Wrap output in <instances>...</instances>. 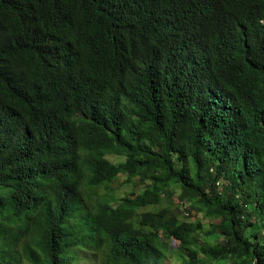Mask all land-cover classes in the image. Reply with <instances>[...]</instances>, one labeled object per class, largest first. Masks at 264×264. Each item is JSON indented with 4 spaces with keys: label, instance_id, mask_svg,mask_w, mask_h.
<instances>
[{
    "label": "trees",
    "instance_id": "trees-1",
    "mask_svg": "<svg viewBox=\"0 0 264 264\" xmlns=\"http://www.w3.org/2000/svg\"><path fill=\"white\" fill-rule=\"evenodd\" d=\"M263 193L264 0H0V264H264Z\"/></svg>",
    "mask_w": 264,
    "mask_h": 264
},
{
    "label": "rangeland",
    "instance_id": "rangeland-1",
    "mask_svg": "<svg viewBox=\"0 0 264 264\" xmlns=\"http://www.w3.org/2000/svg\"><path fill=\"white\" fill-rule=\"evenodd\" d=\"M117 191H122V192L130 193L131 189L127 185L123 189L122 188H118ZM173 203H174L175 206H177V204L179 203L178 196H176L173 199ZM114 205L116 206L117 203H115ZM175 212H177V214L179 215L180 218L185 219V220H187L189 222L199 220V218H200V220L202 221V223L205 224V226L208 228V221L205 220V219H202V216L201 215L198 216V214H196L195 211H193V210H190V215L189 216H186L184 214L182 215L181 214V211L179 210V208H178L177 211L175 210ZM172 245H173L172 247L176 248V247L179 246V243L174 240ZM163 264H182V258L180 256L175 255V254H169L168 253L166 255V259H165V261H164ZM215 264H227V263H215Z\"/></svg>",
    "mask_w": 264,
    "mask_h": 264
},
{
    "label": "bare ground",
    "instance_id": "bare-ground-1",
    "mask_svg": "<svg viewBox=\"0 0 264 264\" xmlns=\"http://www.w3.org/2000/svg\"><path fill=\"white\" fill-rule=\"evenodd\" d=\"M107 3V2H106ZM103 4V3H102ZM100 6V5H99ZM129 12V11H128ZM106 20V19H105ZM115 20V19H114ZM110 29H112V28H110ZM115 29V28H114ZM263 33V32H262ZM166 35V34H165ZM149 37V36H148ZM93 39V38H92ZM168 39V38H167ZM120 43V42H119ZM145 43V42H144ZM148 43V42H147ZM153 44H155V43H153ZM157 44V43H156ZM59 47V46H58ZM166 49V48H165ZM124 54V53H123ZM122 54V55H123ZM37 57V56H36ZM159 68V67H158ZM41 71H42V69H41ZM183 71V70H182ZM117 73H118V71H117ZM121 76H122V74H121ZM109 78V77H108ZM112 78V77H111ZM114 78V77H113ZM134 81V80H133ZM119 82V81H118ZM130 82H131V80H130ZM137 82V81H136ZM143 82V81H142ZM225 82V81H224ZM124 85H126V84H124ZM117 86V85H116ZM119 86V85H118ZM132 87V86H131ZM129 89H130V87H129ZM124 92H125V90H124ZM191 93V92H190ZM102 94V93H101ZM112 94H113V92H112ZM88 95V94H87ZM114 95H115V93H114ZM46 96V95H45ZM111 96V95H110ZM21 97V96H20ZM141 97V96H140ZM124 98V97H123ZM113 99V98H112ZM136 99V98H135ZM134 99V100H135ZM219 100V99H218ZM96 101V100H95ZM121 101H122V99H121ZM131 102V101H130ZM50 103V102H49ZM48 104V103H47ZM51 105V104H50ZM127 105V104H126ZM131 105V104H130ZM164 106V105H163ZM111 107V106H110ZM203 108V107H202ZM132 110V109H131ZM237 110V109H236ZM126 111V110H125ZM124 112V111H123ZM129 112V111H128ZM115 113V112H114ZM227 113V112H226ZM137 114V113H136ZM111 115V114H110ZM128 115V114H127ZM131 116V115H130ZM109 117V116H108ZM113 119V118H112ZM108 120V119H107ZM106 120V121H107ZM111 124V123H110ZM140 124V123H139ZM219 125V124H218ZM128 126V125H127ZM108 129V128H107ZM115 129V128H114ZM133 134V133H132ZM128 138H129V136H128ZM76 141V140H75ZM85 143V142H84ZM98 143V142H97ZM76 148V147H75ZM78 150H79V148H78ZM212 154V153H211ZM80 157V156H79ZM78 157V158H79ZM82 157V156H81ZM80 157V158H81ZM109 159V158H108ZM82 160V159H81ZM77 161V160H76ZM79 162H80V159L78 160ZM77 164V163H76ZM78 166H80V165H78ZM222 171V170H221ZM221 173V172H220ZM210 175V174H209ZM223 175V174H222ZM221 177V176H220ZM225 178V177H224ZM150 179V178H149ZM71 181V180H70ZM130 181V180H129ZM207 185V184H206ZM232 186V185H231ZM139 187V186H138ZM152 187V186H151ZM210 189V188H209ZM225 190V189H224ZM235 190V189H234ZM237 190V189H236ZM151 191V190H150ZM227 191V190H226ZM231 191H233V190H231ZM238 192V191H237ZM148 193H149V191H148ZM229 193H231V192H229ZM75 194V193H74ZM260 194V193H259ZM264 194V193H263ZM147 195V194H146ZM144 197H145V195H144ZM159 197V196H158ZM253 197V196H252ZM258 197V196H257ZM155 198V197H154ZM160 198V197H159ZM153 200H155V199H153ZM158 200V199H157ZM156 200V201H157ZM164 200V199H163ZM234 200V199H233ZM137 201V200H136ZM152 202V201H151ZM145 203V202H144ZM228 203V202H227ZM249 203V202H248ZM226 204V203H225ZM107 213V212H106ZM161 213V212H160ZM243 213V212H242ZM145 214V213H144ZM143 214V215H144ZM150 214V213H149ZM164 214V213H163ZM105 215V214H104ZM240 215V214H239ZM150 216V215H149ZM155 216V215H154ZM147 218V217H146ZM155 218V217H154ZM247 218V217H246ZM124 219V218H123ZM246 220V219H245ZM145 223V222H144ZM151 223H152V221H151ZM150 224V223H149ZM154 224H155V222H154ZM225 224V223H224ZM126 225H128V224H126ZM261 225V224H260ZM112 227V226H111ZM110 227V228H111ZM122 228V227H121ZM123 228H124V226H123ZM126 228V227H125ZM131 228V227H130ZM194 228V227H193ZM129 229V228H128ZM196 229V228H195ZM189 230V229H188ZM225 230V229H224ZM231 230V229H230ZM86 231V230H85ZM110 231V230H109ZM192 231V230H191ZM223 231V230H222ZM53 232V231H52ZM137 232V231H136ZM232 233V232H231ZM146 234V233H145ZM236 234V233H235ZM168 235V234H167ZM229 236V235H228ZM120 237H122V236H120ZM124 237V236H123ZM122 237V238H123ZM155 237V236H154ZM232 237V236H231ZM110 238V237H109ZM213 238V237H212ZM235 237H233V239H234ZM176 240V239H175ZM235 240H236V238H235ZM79 241V240H78ZM81 241V240H80ZM112 241V240H111ZM173 241V240H172ZM217 241V240H216ZM233 241V240H232ZM170 243V242H169ZM184 243V242H183ZM114 244V243H113ZM112 244V245H113ZM175 244V243H174ZM78 245V244H77ZM197 245V244H196ZM195 245V246H196ZM110 246V245H109ZM153 246V245H152ZM178 246V245H177ZM223 246V245H222ZM93 246H91V248H92ZM126 247V246H125ZM217 247V246H216ZM225 247V246H224ZM90 248V247H89ZM146 248V247H145ZM149 248V247H148ZM124 249V248H123ZM12 250V249H11ZM120 250V249H119ZM177 250V249H176ZM222 250V249H221ZM230 250V249H229ZM173 251V250H172ZM203 251H204V248H203ZM213 251V250H212ZM150 252V251H149ZM225 252V251H224ZM223 252V253H224ZM174 253V252H173ZM117 254V253H116ZM211 254H212V252H211ZM214 254V253H213ZM112 255V254H111ZM119 255V254H118ZM196 255V254H195ZM217 255V254H216ZM151 256V255H150ZM214 256V255H213ZM24 257V256H23ZM117 257V256H116ZM155 257V256H154ZM122 258V257H121ZM144 258V257H143ZM175 258V257H174ZM217 258V257H216ZM50 259H51V257H50ZM151 259V258H150ZM156 259V258H155ZM110 260V259H109ZM144 260V259H143ZM95 261V260H94ZM105 261V260H104ZM148 261V260H147ZM151 261V260H150Z\"/></svg>",
    "mask_w": 264,
    "mask_h": 264
},
{
    "label": "clouds",
    "instance_id": "clouds-1",
    "mask_svg": "<svg viewBox=\"0 0 264 264\" xmlns=\"http://www.w3.org/2000/svg\"><path fill=\"white\" fill-rule=\"evenodd\" d=\"M162 5V11L164 10V7H165V5L164 4H161ZM76 83H78L77 81L76 82H74V83H71V84H76Z\"/></svg>",
    "mask_w": 264,
    "mask_h": 264
}]
</instances>
